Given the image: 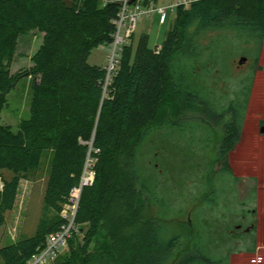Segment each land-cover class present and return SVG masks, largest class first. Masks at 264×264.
I'll return each mask as SVG.
<instances>
[{
  "label": "trees",
  "instance_id": "trees-1",
  "mask_svg": "<svg viewBox=\"0 0 264 264\" xmlns=\"http://www.w3.org/2000/svg\"><path fill=\"white\" fill-rule=\"evenodd\" d=\"M120 12L117 0H0V231L21 182L36 181L44 153L53 155L37 231L2 247L0 264H28L67 223L62 213L90 159L95 181L82 189L77 232L56 264L229 261L203 251L191 218L187 228L179 222L174 229L167 205L160 201L164 211L157 213L151 183L141 176L139 151L153 132L182 129L192 118L216 137V163L230 172L229 155L240 140L248 101L237 98L215 108L200 85L218 69L216 48L203 49L199 41L210 31L232 30L247 44L264 45V0H201L179 8L160 48H152L146 35L136 46L124 45L108 78L106 68L91 66L89 59L96 49L113 45ZM31 32L44 35L34 66L13 75L19 41ZM28 77L34 79L29 118L13 131L2 114L8 96ZM183 237L191 238V246L176 254Z\"/></svg>",
  "mask_w": 264,
  "mask_h": 264
},
{
  "label": "rangeland",
  "instance_id": "rangeland-1",
  "mask_svg": "<svg viewBox=\"0 0 264 264\" xmlns=\"http://www.w3.org/2000/svg\"><path fill=\"white\" fill-rule=\"evenodd\" d=\"M172 1L159 0L156 6L166 7ZM155 18H141L128 44L136 46L141 36L148 34L150 46L160 48L161 45H156L163 38L165 40L176 13L163 27L158 26ZM43 38V34L31 32L20 39L10 69L13 75L33 68L32 59L42 46ZM199 42L203 49L213 45L216 48L218 69L206 75L200 85L214 99L215 108L219 111L227 108L237 98L248 101L242 141L229 155L227 168L230 172L223 171L224 168L216 163V137L201 121L192 118L185 121L182 129L165 126L149 135L139 151V168L144 182L151 183L154 190L159 203L155 207L157 213L164 211L161 203L167 205V215L174 229L179 222L187 228L191 218L202 234L203 251L219 262L237 252L254 250L264 241L261 235L264 234V136L259 131V122L264 118L261 111L264 106V45L247 44L232 30L210 31ZM111 55V47H100L92 53L89 64L106 68ZM243 58L247 61L240 65ZM33 83L32 77L21 79L8 96L2 122L13 131H18L20 123L29 118ZM52 158L51 152L44 153L36 181L21 182L16 206L7 214V224L0 231V249L23 235H35ZM94 165V160L90 159L86 172L88 183L95 181ZM4 175L8 180L13 176L8 172ZM2 187L0 181V189ZM254 210H257L256 215ZM190 241V237L181 238L176 254L186 253ZM68 252V247L62 249L50 264H56Z\"/></svg>",
  "mask_w": 264,
  "mask_h": 264
},
{
  "label": "built area",
  "instance_id": "built-area-1",
  "mask_svg": "<svg viewBox=\"0 0 264 264\" xmlns=\"http://www.w3.org/2000/svg\"><path fill=\"white\" fill-rule=\"evenodd\" d=\"M106 2V0H104ZM131 0H117L121 4V12L115 22L117 33L112 48L110 64L106 67L108 78L117 70L122 48L132 38L137 28L138 21L143 18L158 17L161 25L167 24L170 16L179 8H188L195 2L201 0H174L166 7H157L155 0H138L135 4L130 5ZM79 189H75L71 194V202L67 205L62 213V217L67 223L56 233L51 234L47 238L46 246L39 253L34 255L28 264H50L60 251L68 247V243L73 234L77 232L75 220L78 211L80 196L83 187L91 186L93 183H88L86 180V172Z\"/></svg>",
  "mask_w": 264,
  "mask_h": 264
},
{
  "label": "crops",
  "instance_id": "crops-1",
  "mask_svg": "<svg viewBox=\"0 0 264 264\" xmlns=\"http://www.w3.org/2000/svg\"><path fill=\"white\" fill-rule=\"evenodd\" d=\"M155 19H156L155 20L156 23H158V26L163 27L162 25L159 24V18L156 17ZM143 35L149 36L148 34H143ZM160 40H161V38H160ZM163 42H164V38L156 46L162 45ZM261 235L264 236V234H261ZM258 240H259V238H258ZM258 246H259V248H257V249L254 248V250H248L245 252L240 251V252H237L235 254H232V256L229 257V261H227L226 264H264V241L261 244H259Z\"/></svg>",
  "mask_w": 264,
  "mask_h": 264
},
{
  "label": "flooded vegetation",
  "instance_id": "flooded-vegetation-1",
  "mask_svg": "<svg viewBox=\"0 0 264 264\" xmlns=\"http://www.w3.org/2000/svg\"><path fill=\"white\" fill-rule=\"evenodd\" d=\"M261 111L264 113V106L261 107ZM243 129H244V127H243ZM259 131H260V134L264 136V118L259 122ZM242 137H243V130H242V132H241V136H240V140H239V142L235 145V147L232 149L231 152H233V151L239 146V144H240L241 141H242ZM255 148H256V147H255ZM250 150H251V149H250ZM254 150H255V149H254ZM231 152H230V153H231ZM253 213L256 215L257 210H254ZM257 225H258V227H259V223H258ZM257 225H254V228L257 227ZM254 228H253V229H254ZM248 231H249V230H247V232H248ZM261 231H262V230H261ZM261 231H260V232H261ZM255 245H256V241H255ZM257 248H259L258 245H256V248H255V249H257Z\"/></svg>",
  "mask_w": 264,
  "mask_h": 264
},
{
  "label": "water",
  "instance_id": "water-1",
  "mask_svg": "<svg viewBox=\"0 0 264 264\" xmlns=\"http://www.w3.org/2000/svg\"><path fill=\"white\" fill-rule=\"evenodd\" d=\"M138 0H131L130 1V5H133V4H135L136 2H137ZM247 61V59L246 58H243L241 61H240V65H242L244 62H246Z\"/></svg>",
  "mask_w": 264,
  "mask_h": 264
}]
</instances>
